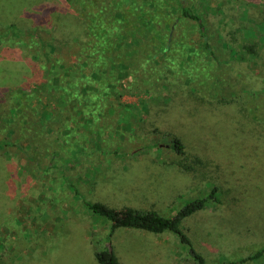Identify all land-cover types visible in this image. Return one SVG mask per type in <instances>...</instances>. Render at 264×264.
I'll return each instance as SVG.
<instances>
[{"label": "rangeland", "instance_id": "1", "mask_svg": "<svg viewBox=\"0 0 264 264\" xmlns=\"http://www.w3.org/2000/svg\"><path fill=\"white\" fill-rule=\"evenodd\" d=\"M50 1L0 0V87H18L30 76L27 64L16 58L31 52L22 44L27 36L14 37L5 28L12 23L17 31L27 32L33 28L37 7L50 8L44 20L49 26L44 28H49L56 40L70 43L76 36L83 37L77 3L72 4V15L56 20L59 7ZM55 1L59 6L64 2ZM192 7L203 18L207 32L212 33L208 43L220 63L205 50L202 38L191 34L194 44L188 51L192 53L185 56L186 65L178 68V79L214 102L218 118L225 119L221 116L227 114L231 117L227 119L244 123L243 128H255L264 137V0H195ZM51 43H45V47L52 48ZM68 43L66 46H71ZM229 49L238 51V57L229 55ZM167 70L161 72V89L159 86L149 92L137 83L127 86L129 78H122L117 83L119 91L109 97V102L115 104L113 114L88 126L96 132L101 127L95 141L91 131L83 129V135L75 132H81L82 125L89 121L87 115L76 114V102L63 105L54 114L56 143L57 139L63 143L72 129L67 139L75 141L69 149L56 153L53 168H45L44 157L45 163L39 169L29 161L25 164L16 147H9L5 154L0 152L7 158L2 161L4 165L10 156H21L18 169L28 165L34 176L33 180L18 177L14 187L6 178L0 183L1 191L8 194L2 200L9 210L4 218L7 226L0 233L5 241L0 264H99L96 252L108 246L119 264H200L192 257L191 247L180 243L173 232L155 234L135 227L111 231L110 221L86 209L82 198L113 208L131 206L172 216L187 200L204 196L212 187H216L222 204L210 202L180 222L204 264H230L264 249V151L252 154L255 164L251 161L244 169L235 162L231 170H222L209 153L219 150L211 149L194 129L167 113L157 119L159 129L154 134L138 136L136 128L147 114V105L161 100L173 88L175 76ZM162 80L168 83L167 88L162 87ZM42 90L39 95L43 111L52 114L55 100ZM118 102L132 106L128 123L116 122ZM172 137L180 139L184 154L170 147ZM220 157L231 158L222 150ZM178 164L197 171H184ZM230 206L234 212L226 210ZM227 219L239 220L241 225L228 224ZM242 223L250 229L248 232L244 233L245 228L239 230ZM242 264H264V254Z\"/></svg>", "mask_w": 264, "mask_h": 264}, {"label": "trees", "instance_id": "2", "mask_svg": "<svg viewBox=\"0 0 264 264\" xmlns=\"http://www.w3.org/2000/svg\"><path fill=\"white\" fill-rule=\"evenodd\" d=\"M51 1L49 4L59 7L56 20L72 15V4L77 3L76 12L80 14L84 34L82 38L74 37L70 43L56 40L50 35L49 28H44L49 26L47 23L44 24V20L51 11L46 6L36 8L39 12L33 14V28L27 32L17 31L12 23L5 28L14 37H19L21 34L27 36L22 44L30 48L31 52L21 56V53L15 50L20 53L16 54V58L27 64L30 76L18 87H0V152L2 154H5L9 147H16L25 158V164L29 161L39 169L41 163H45L43 162L45 159H42L44 157L45 168H53L56 153L64 148L69 149V145L75 141L67 139L69 133L74 131L72 129L63 143L58 142V139L56 143L54 129L57 127V121L54 114L60 112L63 105L76 102V114L87 115L89 121L82 125L81 132H75L83 135V129L91 131L92 140L95 141V135H99L101 127H98L96 132L90 130L88 126L113 114L115 104L109 102V97L111 93L119 91L117 83L122 78H129L127 83L129 87L137 83L139 88L142 85V89H146L147 92L158 90L159 79L163 76L162 69H169L175 76L173 88L161 100L155 99L156 103H152L155 101L153 100L147 105L146 116L140 124L137 123L138 136L154 134L159 129L157 119L167 113L177 117L189 129H194L211 149L219 150L218 152L211 150L209 153L213 160L220 163L222 170L230 169L235 162L239 164L240 169H244V166L253 162L252 154L257 155L261 150L264 151V137L259 136L255 128L252 130L243 128L244 123L227 119L231 118L227 114L221 116L225 119L218 118L214 102H209L211 101L209 99L207 101L200 90H192L178 79V68L186 65L185 56L192 53L188 51V47L194 44L192 38H189L191 34L196 33L200 36L205 50L211 53L217 63H220L208 43L212 33L207 32L203 18L192 7L195 0H63L60 6L57 1ZM51 40L54 42L51 43L53 47H45ZM67 43L71 46H66ZM39 48L41 52L38 53ZM1 50L3 48H0ZM33 53H36V56H33ZM193 53L197 55V52ZM228 53L238 57V51L234 49H229ZM193 65L196 69L195 60ZM138 76L141 77L140 80H137ZM165 82L166 80H162L163 88H167L168 83ZM41 90L55 100L52 107L55 112L52 114L43 111L39 95ZM117 107L121 113L118 110L119 116L116 122L128 123L130 121L128 113L132 106L118 102ZM234 115L232 113V117ZM207 131L211 133L206 136L202 134ZM22 141L24 144H21ZM169 145L176 153L184 154L179 138L172 137ZM220 150L228 152L231 158H221ZM2 154H0V183H5L6 178L8 185L14 187L18 177L33 180L34 176L29 169L31 167L21 165L18 169V163L23 159L21 156L18 158L14 155L10 156L8 163L4 165L5 162L2 161L7 158ZM9 166L11 168H8ZM21 167L27 169L22 170ZM178 167L184 171L194 173L197 171L192 166L184 164H178ZM215 191L216 187H212L204 196L187 200L172 216H163L155 210L131 206L113 208L96 200L84 199L85 197L82 198V205L110 221L111 231L117 227H135L155 234L173 232L180 243L191 247L189 249L192 257L197 259L198 263L204 264L202 256L193 249L191 240L181 230L180 222L195 211L205 208L210 202L221 205L222 202ZM74 192L76 196L80 195L78 190ZM7 196L8 194L0 189V233L2 234L4 227L7 226L4 218L9 215L8 206H5L2 198ZM226 210L234 212L232 206L226 207ZM236 219L231 221L227 219V222L228 224L238 222L241 225ZM241 228L239 230L245 228L243 223ZM245 230L248 232L250 229L246 227ZM2 239L0 238V249H5V241L4 238ZM263 254L264 249H260L230 264H242L247 260L257 259ZM2 257L0 254V259ZM96 259L99 264H119L109 246L96 252Z\"/></svg>", "mask_w": 264, "mask_h": 264}]
</instances>
